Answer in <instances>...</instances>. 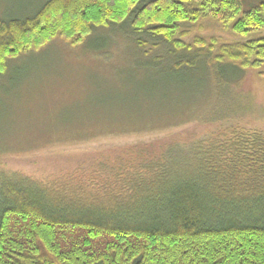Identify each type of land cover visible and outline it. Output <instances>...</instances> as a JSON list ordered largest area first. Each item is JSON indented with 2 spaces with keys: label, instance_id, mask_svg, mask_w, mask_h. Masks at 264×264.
Instances as JSON below:
<instances>
[{
  "label": "trees",
  "instance_id": "16d2710c",
  "mask_svg": "<svg viewBox=\"0 0 264 264\" xmlns=\"http://www.w3.org/2000/svg\"><path fill=\"white\" fill-rule=\"evenodd\" d=\"M203 21L246 40L195 39L194 54L184 26ZM119 27L136 47L146 37L168 48L167 64L154 58L147 69L196 74L218 96L237 74L264 68V0H43L0 17V78L8 61L56 39L80 46ZM186 144L126 149L73 188L0 174V264H264L263 135L233 132L190 153Z\"/></svg>",
  "mask_w": 264,
  "mask_h": 264
},
{
  "label": "rangeland",
  "instance_id": "374dc122",
  "mask_svg": "<svg viewBox=\"0 0 264 264\" xmlns=\"http://www.w3.org/2000/svg\"><path fill=\"white\" fill-rule=\"evenodd\" d=\"M42 1L0 0V17H18ZM184 28L193 53L195 39L246 40L212 21ZM141 39L139 48L129 28L97 29L80 46L56 39L8 61L0 78V174L73 188L126 149L177 139L190 153L233 132L264 137V68L237 74L219 97L214 83L202 90L196 74L147 69L154 58L167 64L169 50L159 40Z\"/></svg>",
  "mask_w": 264,
  "mask_h": 264
}]
</instances>
